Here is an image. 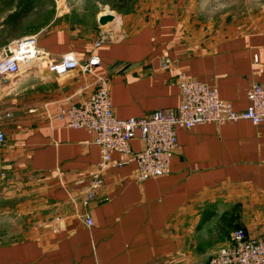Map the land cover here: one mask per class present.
<instances>
[{"label":"crops","instance_id":"crops-1","mask_svg":"<svg viewBox=\"0 0 264 264\" xmlns=\"http://www.w3.org/2000/svg\"><path fill=\"white\" fill-rule=\"evenodd\" d=\"M82 1L95 3L100 34L54 11L24 31L39 0L15 18L17 1L0 0V46L36 34L55 58L100 59L94 74L58 76L43 65L10 86L0 80V264H205L235 228L264 240V122L179 128L169 172L143 180L135 161L118 165L125 155L114 152L103 186L85 204L100 148L86 129L57 117L96 87V75L107 78L123 118L179 106L180 73L244 110L251 84L264 82V18L213 30L211 0H138L135 13L123 12L132 0ZM106 12L122 17L119 32L114 21L99 23ZM130 145L140 149L138 135Z\"/></svg>","mask_w":264,"mask_h":264},{"label":"built area","instance_id":"built-area-1","mask_svg":"<svg viewBox=\"0 0 264 264\" xmlns=\"http://www.w3.org/2000/svg\"><path fill=\"white\" fill-rule=\"evenodd\" d=\"M63 1L54 0L57 7ZM99 63L95 53L84 61L73 52L55 58L38 45L36 34L22 36L0 46V80L7 86L22 76L39 74L43 65L60 76L73 70L94 74ZM96 82V87L85 98L63 106L57 114L66 125L90 132L100 148V159L84 196L85 204L93 200L103 186V176L113 163L114 152L125 155L118 165L135 161L136 177L143 180L169 172L171 158L178 149L179 128L239 118L250 119L255 124L264 122V82H253L247 90L248 105L244 110H236L219 96L216 86L180 73L182 100L179 106L158 108L145 116L126 118L119 117L114 111L107 78L96 75ZM136 135L141 140L139 150H133L130 145ZM5 140V132L0 129V145ZM85 220L87 224H93L89 214L85 215ZM205 264H264V240L248 237L243 228H235L230 242L219 248Z\"/></svg>","mask_w":264,"mask_h":264},{"label":"rangeland","instance_id":"rangeland-1","mask_svg":"<svg viewBox=\"0 0 264 264\" xmlns=\"http://www.w3.org/2000/svg\"><path fill=\"white\" fill-rule=\"evenodd\" d=\"M137 1L138 0H132L131 3H126L123 6V12H137L140 8V6L135 3ZM236 2L238 3L229 5L224 3V0H211V21L206 22V24H211V29L213 30H219L228 26L243 24L247 22V19L250 17L259 16L264 18V0H237ZM94 4L95 3L85 5L82 0H64V2L57 7L53 0H39V6L34 14L26 21L24 31L31 30L30 25L44 23L54 11L65 14L59 21L64 19L68 21L69 24L78 26L83 32L94 31L100 34L102 27L98 25L97 19L93 16L96 7ZM48 6H51L50 9H47ZM116 15L118 16V13Z\"/></svg>","mask_w":264,"mask_h":264},{"label":"water","instance_id":"water-1","mask_svg":"<svg viewBox=\"0 0 264 264\" xmlns=\"http://www.w3.org/2000/svg\"><path fill=\"white\" fill-rule=\"evenodd\" d=\"M98 21L101 25H107L109 24L110 22L114 21L115 24L113 26V29L116 31V32H119L121 29H122V17L121 16H115L113 13L111 12H106L104 14H101L99 17H98Z\"/></svg>","mask_w":264,"mask_h":264},{"label":"trees","instance_id":"trees-1","mask_svg":"<svg viewBox=\"0 0 264 264\" xmlns=\"http://www.w3.org/2000/svg\"><path fill=\"white\" fill-rule=\"evenodd\" d=\"M15 0H8L9 5L12 4ZM18 5H17V13L16 15H13V17L15 18L16 16H20V14L22 15H26V13L28 11H30V9L33 6V2L34 0H16Z\"/></svg>","mask_w":264,"mask_h":264}]
</instances>
